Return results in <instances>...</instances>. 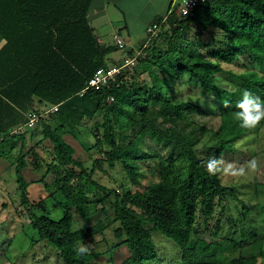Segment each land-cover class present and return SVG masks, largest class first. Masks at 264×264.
Wrapping results in <instances>:
<instances>
[{
    "label": "trees",
    "instance_id": "1",
    "mask_svg": "<svg viewBox=\"0 0 264 264\" xmlns=\"http://www.w3.org/2000/svg\"><path fill=\"white\" fill-rule=\"evenodd\" d=\"M92 0H0V138L23 135L13 131L25 125L31 113H39L36 103L58 105L51 115L52 125L40 118L37 125L44 139L53 143L54 159L61 168L55 181L63 202L76 207L83 219L98 204L90 197L88 186L106 190L75 158V148L59 129L78 130L85 119L102 115L94 145L101 138L108 148L103 159L109 166L121 163L136 190L123 194L114 191L113 224L115 241L105 250L107 225L102 221L84 228H74V214L69 207L63 216H49L46 202H32L29 182L23 170L27 159L19 155L15 166L22 205L37 209L31 223L38 239L52 243L65 264H101L97 258L127 245L131 255L126 264H148L157 258L152 230L173 239L181 251L182 264H256L255 257L242 254L228 257L226 242L234 249L242 241L223 236L230 199L240 200L237 187L225 183L218 170L220 157L234 151L237 141L249 129L241 128L235 114L244 90L264 100V0H213L200 4L187 16L169 15L157 38L141 46L137 74L128 78L126 69L105 91L81 90L101 67L115 64L109 56L116 45H103L88 20ZM160 20V19H159ZM202 26V27H201ZM210 31L217 49L205 51L206 45L195 38L197 32ZM143 53L149 54L143 57ZM130 55H135L130 51ZM245 56L247 69L236 73L226 70ZM149 65V81L140 79ZM223 73L232 76L234 87H226ZM177 82L191 85L195 96L181 98ZM49 108V109H50ZM48 109V110H49ZM47 111V110H46ZM220 119L217 129L199 122L202 116ZM207 133L215 142L210 152L201 153L199 145ZM154 142L157 149L144 143ZM160 146L167 149L162 154ZM149 159L147 173L153 177L144 183L141 162ZM217 160V171L210 173L207 162ZM102 161L95 162L101 167ZM49 187L48 184L45 185ZM99 192V191H98ZM102 201L105 197H102ZM249 207L242 205L241 218ZM239 219V217H238ZM214 223L211 225V222ZM211 225V226H210ZM208 233L211 241L200 234ZM99 236L103 239L97 240ZM242 236H246L243 232ZM264 238V234L261 236ZM253 239V238H252ZM86 245L89 252L77 255L74 247Z\"/></svg>",
    "mask_w": 264,
    "mask_h": 264
},
{
    "label": "rangeland",
    "instance_id": "2",
    "mask_svg": "<svg viewBox=\"0 0 264 264\" xmlns=\"http://www.w3.org/2000/svg\"><path fill=\"white\" fill-rule=\"evenodd\" d=\"M202 27V26H201ZM209 31L199 29L195 36L202 44L206 45L205 51L217 49L214 35ZM147 38V36H146ZM142 43L137 44L134 48H140ZM148 57L149 54H142ZM138 60H136L137 62ZM226 70H233L236 73L243 72L247 69L245 56L240 60L230 64L223 63ZM147 71L140 72L139 78L149 81V65L146 64ZM128 78L137 74L139 70L135 65L128 67ZM152 69V68H151ZM226 87H234L232 76L223 73ZM177 94L181 98L195 96V90L191 85L177 82ZM50 107L39 110L43 113L44 120L52 125L51 115L54 112L49 111ZM199 122L206 123L209 128L217 129L220 125V119L216 116H202ZM102 122V115H97L92 119H85L82 126L75 132H68L59 129L65 140L71 144L76 152L75 158L81 162L88 170L95 169L93 178L98 181L104 189L94 188V185L88 186L89 195L92 199L97 200L98 204L92 207V214L88 219H83L76 207L71 202L64 203L63 196L55 184L57 177L61 175V168H50V165H57L53 162L55 157L53 143L49 139H44L41 128L36 125L33 129L24 132L23 135L10 136L0 144V152L4 151L7 156V169L2 173L3 178L7 181L4 203H0V264H65L58 249L52 243L41 241L34 229L31 219L37 209L22 205L21 190L17 184L15 166L18 156L24 155L27 159V167L23 170L26 180L29 182L30 199L32 202L45 201L48 214L53 219H59L63 216L65 208L69 207L74 214V228H84L91 226L100 221L108 227L105 231V241L100 244L102 250L108 249L115 241L113 235V224H109L114 216L113 202L114 191L123 194L126 189L136 190L121 163H116L111 167L103 159L104 151L108 145L99 138L98 145H94L95 137L92 133L97 134V126ZM21 133V132H20ZM22 139L23 146L19 143ZM215 142L214 136L207 133L199 145L201 153L206 155L210 152L209 145ZM157 149L154 142L144 143L143 152L149 151V147ZM162 154L167 153V149L160 146ZM102 161L101 167H96L95 162ZM153 164L149 159L141 162V170L145 175H140L141 180L147 183L153 177L147 173L148 165ZM218 170L225 183L234 184L239 192L240 200L230 199L228 212L233 216L235 222L231 225L224 221L223 236L238 239L242 241L241 247L234 249L232 244L226 242L224 251H227L228 257L242 254L246 257L254 256L256 264H264V122L254 129H249L245 135L240 138L234 148V151H228L220 157ZM46 184L49 185L46 188ZM1 195V193H0ZM102 197L105 200L102 201ZM242 205L249 207L247 216L241 218L240 209ZM239 217V219H238ZM214 221L211 222V225ZM210 225V226H211ZM246 236H242V233ZM200 238L211 241L213 238L208 233L199 235ZM253 238V239H252ZM103 239L99 236L97 240ZM152 239L157 251V258L148 264H182L181 251L177 243L164 235L158 230H152ZM131 255V250L127 245L116 247L110 254H102L97 258L101 264H126L125 261Z\"/></svg>",
    "mask_w": 264,
    "mask_h": 264
},
{
    "label": "crops",
    "instance_id": "3",
    "mask_svg": "<svg viewBox=\"0 0 264 264\" xmlns=\"http://www.w3.org/2000/svg\"><path fill=\"white\" fill-rule=\"evenodd\" d=\"M179 0H92L88 20L95 28L100 42L103 45H116L114 34H119L126 43V49H117L110 54L109 61L122 63L131 56L130 51L136 55L141 53L140 48H134L139 43L145 44L148 38L147 28L157 19L165 16ZM147 36V38H146ZM5 40L0 34V47ZM141 45V46H142ZM117 46V45H116ZM118 47V46H117ZM39 110L47 107L36 103ZM2 139L0 138V144ZM23 140L19 143L23 146ZM7 156L0 152V203H4L7 181L2 173L8 168ZM1 217V213H0ZM0 220H2L0 218Z\"/></svg>",
    "mask_w": 264,
    "mask_h": 264
},
{
    "label": "built area",
    "instance_id": "4",
    "mask_svg": "<svg viewBox=\"0 0 264 264\" xmlns=\"http://www.w3.org/2000/svg\"><path fill=\"white\" fill-rule=\"evenodd\" d=\"M211 1L213 0H179L178 3L173 8H171L165 16L159 18L160 20L157 19L151 26L147 28L148 39L152 40L159 36L162 26L167 24L168 17L173 12H176L178 16H187L192 14L200 4ZM114 40L119 49H126L127 45L119 34H114ZM139 55L140 52H138L136 55L126 57L121 64H115L97 69V71L87 82L86 87L81 90L80 94H84L90 88L105 91L106 88L114 84H118L119 77L126 69H128V67L135 65ZM58 108V105H54L49 110H47L46 113L49 111L55 112L58 110ZM41 117H43V113H31L29 121L25 125L16 128L13 133H20L23 130H29L31 128L33 129Z\"/></svg>",
    "mask_w": 264,
    "mask_h": 264
},
{
    "label": "clouds",
    "instance_id": "5",
    "mask_svg": "<svg viewBox=\"0 0 264 264\" xmlns=\"http://www.w3.org/2000/svg\"><path fill=\"white\" fill-rule=\"evenodd\" d=\"M238 111L235 114L239 126L245 129H254L264 122V100H261L249 90H244L241 98L236 103ZM207 168L210 173L217 171V160L210 159L207 162ZM77 255H84L89 252L86 245L74 247Z\"/></svg>",
    "mask_w": 264,
    "mask_h": 264
}]
</instances>
